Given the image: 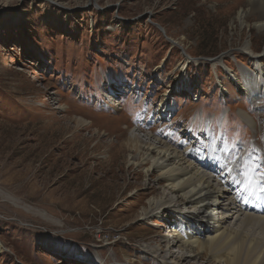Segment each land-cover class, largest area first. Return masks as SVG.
<instances>
[{
  "label": "rangeland",
  "instance_id": "1",
  "mask_svg": "<svg viewBox=\"0 0 264 264\" xmlns=\"http://www.w3.org/2000/svg\"><path fill=\"white\" fill-rule=\"evenodd\" d=\"M247 1L0 0V264H162L143 246L170 237L169 217L138 214L167 190L128 162L131 132L197 153L222 131L231 162L264 171V96L226 74L264 45Z\"/></svg>",
  "mask_w": 264,
  "mask_h": 264
},
{
  "label": "bare ground",
  "instance_id": "2",
  "mask_svg": "<svg viewBox=\"0 0 264 264\" xmlns=\"http://www.w3.org/2000/svg\"><path fill=\"white\" fill-rule=\"evenodd\" d=\"M247 2L254 18L253 27L262 32L264 0ZM251 15L241 8L234 22L237 21L241 27ZM239 50L249 56L251 66L245 69L239 67L237 72L229 70L226 74L251 103L264 96L259 63L264 45L258 53L251 49L248 42ZM256 117L260 122L253 118L254 141L260 148L253 149L257 148L260 153L264 151V113ZM185 134L187 136V127L181 136ZM226 136L229 137L221 131L219 139H212L211 145L206 143L203 151L200 148L194 153L193 149L182 147L178 150L168 145L164 134L154 136L151 131V134L141 137L134 132L128 135L124 143V148L132 155L128 154V162L145 168L146 174L151 170L157 171L156 178L148 179L146 186L151 188L154 184H161L167 190L150 196L138 214L139 219L145 220L169 217L170 237L162 236L154 244L143 246L144 251L163 252L162 264H186L202 255L207 264H264V181L254 180L251 174L254 171V175H258L262 169L255 165L246 170L244 163L238 159L231 162L229 158L236 154V150L226 148L220 140ZM200 143L201 140H196L194 145ZM199 154L203 156L199 158ZM215 162L222 164L223 168H213L211 164ZM208 167L217 172L211 173ZM171 245L177 250L167 251ZM175 252L177 256H173Z\"/></svg>",
  "mask_w": 264,
  "mask_h": 264
},
{
  "label": "snow or ice",
  "instance_id": "3",
  "mask_svg": "<svg viewBox=\"0 0 264 264\" xmlns=\"http://www.w3.org/2000/svg\"><path fill=\"white\" fill-rule=\"evenodd\" d=\"M253 151H255V150H253ZM260 159H261V160H264V156H261ZM259 167H260V168H264V165H260ZM260 176H261L262 179H264V171H261V172H260Z\"/></svg>",
  "mask_w": 264,
  "mask_h": 264
},
{
  "label": "water",
  "instance_id": "4",
  "mask_svg": "<svg viewBox=\"0 0 264 264\" xmlns=\"http://www.w3.org/2000/svg\"><path fill=\"white\" fill-rule=\"evenodd\" d=\"M159 29H161L163 31V29L158 25Z\"/></svg>",
  "mask_w": 264,
  "mask_h": 264
}]
</instances>
